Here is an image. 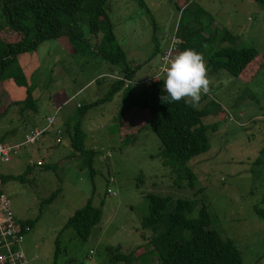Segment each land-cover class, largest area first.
I'll return each instance as SVG.
<instances>
[{
  "label": "rangeland",
  "instance_id": "rangeland-1",
  "mask_svg": "<svg viewBox=\"0 0 264 264\" xmlns=\"http://www.w3.org/2000/svg\"><path fill=\"white\" fill-rule=\"evenodd\" d=\"M141 1L145 6L139 0L109 1L116 41L125 52L127 65L137 67L136 84H142V77L155 74L158 53L168 46L179 17L173 1ZM195 1L213 14L218 33L226 28L242 38L241 45L256 47L264 55V8L253 0ZM218 38L212 50L223 46ZM155 42L159 52H155ZM17 60L29 89L36 93L37 109L28 110L25 120L32 123L40 115H54V126L61 129L59 125L66 121L73 126L78 120L77 104L104 99L114 80L111 76L125 69V64L111 65L97 55L71 56L54 40L44 41ZM208 76L210 91L197 108L215 101L225 118L219 121L213 110L201 118L205 125L217 123V129L208 132L209 149L192 157L188 165L197 176L198 186L204 187L201 199L209 206L212 227L233 240L243 264H264V219L255 212V208H264V66L248 82L223 70L208 71ZM81 87L82 91L71 98ZM122 92L86 111L81 120L86 133V153L82 156L74 153L65 131L61 144L55 143L56 134L50 132L0 159V174L6 176L24 175L29 168L23 181L10 179L1 185L15 218L34 224L23 246L29 264H52L58 237L65 252L58 255L56 264H66L69 259L71 264H110V260L124 264L111 256L127 254L146 242L143 238L149 234L141 228V219L148 213V194L169 195L173 200L194 198L191 189L173 184L174 175L157 156L161 143L148 126L137 131L128 144L122 142L119 130L110 133ZM10 120H0V133L13 126ZM18 137L3 139L15 142ZM57 189L58 194L46 203ZM89 198L94 206L102 205V217L83 241L64 225ZM35 254L37 259H31Z\"/></svg>",
  "mask_w": 264,
  "mask_h": 264
},
{
  "label": "trees",
  "instance_id": "trees-1",
  "mask_svg": "<svg viewBox=\"0 0 264 264\" xmlns=\"http://www.w3.org/2000/svg\"><path fill=\"white\" fill-rule=\"evenodd\" d=\"M109 1L0 0V81L11 77L17 85L27 87L17 57L35 51L48 40L59 43L71 56L97 55L111 65L125 64V69L120 73L123 79L114 78L104 99L78 105V120L73 126L65 124L61 129L62 137L66 131L70 146L77 156L86 153L82 118L88 109L111 100L117 91L122 90V103L110 133L119 130L124 137L122 142L128 144L137 131L148 126L161 143L157 156L163 166L170 168L174 175L173 184L178 188L188 187L193 191L194 198L173 200L169 195L148 194V213L141 219V228L149 234L143 238L146 242L127 254L111 257L124 264H243L241 253L233 240L212 227L209 206L202 203L201 199L204 187L198 186L197 176L188 165L192 157L209 149L208 132L217 129V123L205 125L201 118L213 110L220 121L225 118L224 110L215 101H210L200 109L187 105L184 100L162 103L161 96L166 95L163 78L151 84H136L134 75L137 67L131 69L127 65L125 52L116 41L109 16ZM170 1H173L179 12L175 37L180 41L173 56L186 48L195 49L203 55L210 73L223 70L245 82L264 66V55L256 47L241 45L242 38L226 28L218 33L214 25L215 17L198 2ZM253 1L264 8V0ZM139 4L145 6L141 0ZM217 37L223 46L212 50ZM152 39L156 41L154 33ZM155 43V52H158L159 44ZM12 105L17 106L20 115L37 109L29 87L24 100L10 102L2 112ZM0 142H4V139H0ZM89 151L95 153L94 150ZM44 168L56 171L55 167ZM90 168L91 174H94L93 168ZM26 172L24 175L1 174L2 182L10 179L23 181ZM58 192L59 189L55 190L45 202L54 199ZM101 206H94L89 198L83 207L68 217L64 227L73 229L81 240L86 241L92 228L101 220ZM255 212L264 219V208H255ZM20 222L22 226L28 227L24 230L26 236L34 224L31 220ZM56 242L52 264H56L62 251L65 252L59 247V237ZM152 256L156 257V262L151 259ZM112 262L110 260V264ZM71 263L69 259L66 264Z\"/></svg>",
  "mask_w": 264,
  "mask_h": 264
},
{
  "label": "built area",
  "instance_id": "built-area-1",
  "mask_svg": "<svg viewBox=\"0 0 264 264\" xmlns=\"http://www.w3.org/2000/svg\"><path fill=\"white\" fill-rule=\"evenodd\" d=\"M175 32V31H174ZM180 40L174 35L161 54L159 61L165 55L173 56L177 51V42ZM163 73L159 70V63L156 67L155 74L143 78L140 83L151 84L152 81H158L156 76L163 77ZM79 105V104H78ZM55 117L49 116L45 118V124L28 129L23 137V140L18 143L0 142V159L9 156L12 153H17L21 148L34 144L37 140L43 137L46 133L54 132L56 134L55 141L60 143L62 141V130L54 126ZM2 177L0 174V264H29V258L24 250L25 232L28 227L22 226L21 222L17 220L13 214L11 201L6 193L1 189ZM34 255L31 259H36Z\"/></svg>",
  "mask_w": 264,
  "mask_h": 264
},
{
  "label": "clouds",
  "instance_id": "clouds-1",
  "mask_svg": "<svg viewBox=\"0 0 264 264\" xmlns=\"http://www.w3.org/2000/svg\"><path fill=\"white\" fill-rule=\"evenodd\" d=\"M159 70L164 78L156 76L155 79L163 80V90L166 92L161 96L162 103L184 100L187 105L197 107L202 96L210 91L212 81L208 76L206 61L195 49L186 48L175 56L165 55L159 61Z\"/></svg>",
  "mask_w": 264,
  "mask_h": 264
},
{
  "label": "crops",
  "instance_id": "crops-1",
  "mask_svg": "<svg viewBox=\"0 0 264 264\" xmlns=\"http://www.w3.org/2000/svg\"><path fill=\"white\" fill-rule=\"evenodd\" d=\"M175 29H176V25L174 27V30ZM170 40H171V38H170ZM170 40H169V42H170ZM158 54L160 55L161 53L159 52ZM17 62H18V60H17ZM111 77L113 79L114 78L115 79L119 78L121 80L123 79V76L119 72H117V74L115 76H111ZM136 78L137 77H134V79H136ZM142 78H146V76L142 77ZM137 79H139V78H137ZM27 87H28V85H27ZM27 87L23 86V85H17L15 83V81L13 80V78H11V77L0 81V120L5 118V117H8L11 119L10 124H13V126H10L11 128L8 130L2 129V131L0 133V139H3L4 137H7V136L11 139H14V138H17L19 136L17 140L15 139V142L12 141L13 143H18V142H21L23 140V137L26 134V132L28 131V129L45 124V118L47 117V115H40V117L37 120L34 119V120H32V123H28L24 118V115L26 113L24 112L23 114L20 115L19 112L17 111V106H15V105H12L11 107H9L6 112H2L3 109H5L6 106L10 102H16V101L24 100L26 97V94H27ZM82 89H83V87L76 90L74 92V94L71 95V98L75 97L79 93V91H82ZM30 91H31L32 97L34 98L36 96L35 91L34 90L32 91L31 89H30ZM65 104L66 103L64 101L62 105H65ZM77 106H78V104H77ZM13 121H15V123H13ZM66 123H67V121L65 123L59 125V126L63 128V127H65ZM56 137H55V139H56ZM4 140H6V139H4ZM62 141H63V137H62ZM62 141L60 143H57L55 141V143L61 144ZM4 142H9V141H4ZM24 148H26V146ZM32 148H38V147L33 146Z\"/></svg>",
  "mask_w": 264,
  "mask_h": 264
}]
</instances>
